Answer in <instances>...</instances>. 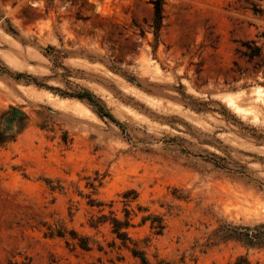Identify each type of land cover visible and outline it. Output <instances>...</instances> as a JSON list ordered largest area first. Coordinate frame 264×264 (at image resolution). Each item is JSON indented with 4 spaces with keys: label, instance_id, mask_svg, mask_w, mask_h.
<instances>
[{
    "label": "rangeland",
    "instance_id": "1",
    "mask_svg": "<svg viewBox=\"0 0 264 264\" xmlns=\"http://www.w3.org/2000/svg\"><path fill=\"white\" fill-rule=\"evenodd\" d=\"M153 1L0 0V264H264V0Z\"/></svg>",
    "mask_w": 264,
    "mask_h": 264
},
{
    "label": "trees",
    "instance_id": "2",
    "mask_svg": "<svg viewBox=\"0 0 264 264\" xmlns=\"http://www.w3.org/2000/svg\"><path fill=\"white\" fill-rule=\"evenodd\" d=\"M153 5V19H152V29L154 30V34L156 36V38H158L159 36V32L162 28V23H163V6H164V0H154L152 2ZM254 13L257 15H263L264 14V10L263 9H259L254 7L253 9ZM242 47L245 49L244 52H242V56L246 59H248L249 61H254L255 59L261 60L262 61V65L260 66L261 68L264 67V53L262 51V49H260L255 41H250V42H246L242 45ZM88 98V100L92 103H94L93 98L90 94L87 93L86 95ZM83 98V97H80ZM95 104V103H94ZM99 110L102 111L103 109L98 106ZM127 218L128 215H127ZM113 223V233L117 236V238L122 242V244L127 247V242L129 241L128 238V234L126 232H124V229H127L130 227L129 225V221H125V222H121L117 219H113L112 221ZM61 237H63L64 235H60ZM76 240H80L78 245L83 249V250H90L89 245L86 243V241H84V239H79L78 237H73ZM132 253L133 256L135 258H139L142 264H148L147 259L144 257L143 253L139 252L136 249H132ZM235 264H250V262L248 261L247 258L244 257H240L238 258L237 262Z\"/></svg>",
    "mask_w": 264,
    "mask_h": 264
},
{
    "label": "bare ground",
    "instance_id": "3",
    "mask_svg": "<svg viewBox=\"0 0 264 264\" xmlns=\"http://www.w3.org/2000/svg\"><path fill=\"white\" fill-rule=\"evenodd\" d=\"M72 104H67V103H65L63 106H71ZM56 106H58V107H62L60 104H56Z\"/></svg>",
    "mask_w": 264,
    "mask_h": 264
}]
</instances>
